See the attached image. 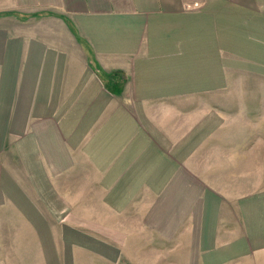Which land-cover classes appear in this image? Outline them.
<instances>
[{
	"label": "crops",
	"instance_id": "crops-1",
	"mask_svg": "<svg viewBox=\"0 0 264 264\" xmlns=\"http://www.w3.org/2000/svg\"><path fill=\"white\" fill-rule=\"evenodd\" d=\"M0 264H264V0H0Z\"/></svg>",
	"mask_w": 264,
	"mask_h": 264
},
{
	"label": "rangeland",
	"instance_id": "rangeland-1",
	"mask_svg": "<svg viewBox=\"0 0 264 264\" xmlns=\"http://www.w3.org/2000/svg\"><path fill=\"white\" fill-rule=\"evenodd\" d=\"M149 258H151V259H152V256H151V257H149Z\"/></svg>",
	"mask_w": 264,
	"mask_h": 264
}]
</instances>
